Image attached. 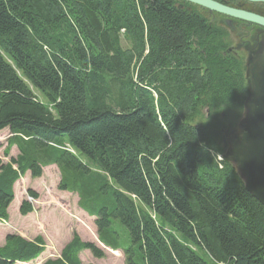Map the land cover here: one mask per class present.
I'll use <instances>...</instances> for the list:
<instances>
[{
    "label": "trees",
    "instance_id": "1",
    "mask_svg": "<svg viewBox=\"0 0 264 264\" xmlns=\"http://www.w3.org/2000/svg\"><path fill=\"white\" fill-rule=\"evenodd\" d=\"M210 21L167 0H0V131L18 150L0 161V221L20 178L56 166L57 190L124 264H264V208L218 160L220 113L248 95L243 61ZM83 251L105 257L73 232L43 264ZM43 252L41 237L8 235L0 264Z\"/></svg>",
    "mask_w": 264,
    "mask_h": 264
},
{
    "label": "rangeland",
    "instance_id": "2",
    "mask_svg": "<svg viewBox=\"0 0 264 264\" xmlns=\"http://www.w3.org/2000/svg\"><path fill=\"white\" fill-rule=\"evenodd\" d=\"M201 13L204 14L205 19H211V22L215 20L216 23L219 24V26L222 25L221 23V20L223 19L222 16H219L216 14H209L205 11ZM237 42L238 41H236L235 43ZM122 47L124 49L129 48L127 43L123 40H122ZM4 58H6V61L10 63L8 65L12 68L11 70H13L16 73L18 70L15 68L13 63L7 57H4ZM17 77L18 78L20 77L23 80V78L21 77V74L18 73ZM27 85L30 91H32V93L34 94L35 98H37L40 102L48 106L49 109H52L51 105L47 103V101L43 98V96L37 89H35L28 82H27ZM244 103L245 102H243V107L241 110L239 109L232 110V109L225 107L222 109V112L220 113L223 115L222 121L225 126L224 132L226 134L224 135L223 141L226 143V145L229 144V140L233 136L238 135L240 132V123L245 117ZM12 136L13 134L9 131V128H5L0 131V160H2V162L4 163H7L10 158H15L18 155V150L16 149L15 146H11V147L8 146L9 139ZM7 148L9 149V155L7 158H5L3 156V153ZM224 153L225 151L223 152L222 156H219V158L223 157ZM219 158L218 160H220ZM86 163L89 166H92L89 162H86ZM43 170L44 171L42 173V177L39 180L32 179L30 174H28V177L26 176V177L20 178L18 182L15 183L16 184L15 194H14L15 199L10 204V207L8 209L9 225L7 226L6 224L0 223V245L3 244V231L4 232L7 231V233L9 234L12 233V234L21 235L22 237L28 240L35 238L38 234L44 236V238L47 239V233H46L47 231L45 232V234L42 232L43 226H40L37 224V226H39L41 230L40 233L35 232L33 229V226H34L33 221H35V223H38V222L43 223L42 217H43L44 211H41V209H39L37 210V213H33L27 217H24V216L22 217L19 214V206H20L21 200L23 201L24 199H27L28 197L27 189L23 187H31L32 185L37 184L38 186H35L34 189L38 193V200L47 199L50 202L55 203V205L58 208L60 209L64 208V210H66V213H68L67 214L68 218H70V220H68L69 221L68 230H70L71 232L72 230H75V232L79 234L82 240L93 242L95 245L99 247L97 243L98 239H97L96 229L94 227V219L88 217L85 213L74 214L69 209V207H67L68 209H65V207L58 204L59 197H61L59 192L67 194L68 197H73V201H71L70 203L71 206H74V205L76 206L78 198L77 196L72 195L67 192L56 191L57 182L60 179V175H59L57 167L50 166V167H46ZM36 202L37 201H34L31 203L32 207L33 206L37 207L38 204ZM48 207L49 206H46V208ZM44 215L46 216V214ZM72 224H73V227H71ZM50 231L48 232V235ZM56 236L58 237L57 234ZM60 239H62V236L60 237ZM101 247H102L101 249L103 250L105 254V257L103 259H96L91 255L89 251H84L79 254V258L82 264H124V258L120 251H114L104 246H101ZM50 251H48V248H47L37 260L30 262L28 264H42L43 261L46 259V257H53V256L55 257L59 254V251L55 247H52V251L51 252Z\"/></svg>",
    "mask_w": 264,
    "mask_h": 264
},
{
    "label": "water",
    "instance_id": "3",
    "mask_svg": "<svg viewBox=\"0 0 264 264\" xmlns=\"http://www.w3.org/2000/svg\"><path fill=\"white\" fill-rule=\"evenodd\" d=\"M208 10L264 28V18L241 10L231 9L212 0H184ZM264 3V0H256ZM255 59V60H254ZM248 66L249 81L245 99V117L240 132L223 143V159L234 165L245 190L264 208V53ZM226 148V150H225Z\"/></svg>",
    "mask_w": 264,
    "mask_h": 264
},
{
    "label": "flooded vegetation",
    "instance_id": "4",
    "mask_svg": "<svg viewBox=\"0 0 264 264\" xmlns=\"http://www.w3.org/2000/svg\"><path fill=\"white\" fill-rule=\"evenodd\" d=\"M167 1L174 4V6L179 9H185L187 11H190V13L198 14L204 18L205 16L201 12L205 11L209 13L208 10L183 0H167ZM212 1L217 2L231 9L241 10L247 13L264 17V3L258 2L256 0H212ZM209 14H215V13H209ZM219 16L223 17V19L221 20L222 27L219 26V24H217L215 20H213V22L210 21L209 24L213 23L220 28L221 32L223 33L224 40L228 44L227 52L234 55L237 59L243 61L242 66H243L244 78H245L244 85L247 90L249 89V81L246 78L248 66L252 64V60L255 57L264 53V28L256 26L252 23L243 22L224 15H219ZM236 41L238 42L235 43ZM222 143L225 142L223 141Z\"/></svg>",
    "mask_w": 264,
    "mask_h": 264
},
{
    "label": "crops",
    "instance_id": "5",
    "mask_svg": "<svg viewBox=\"0 0 264 264\" xmlns=\"http://www.w3.org/2000/svg\"><path fill=\"white\" fill-rule=\"evenodd\" d=\"M51 167H53V166H51ZM28 174L29 173L26 174L27 177H28ZM39 179H35V180H39ZM35 186H38V185L34 184L31 187H23V188L31 189V190L36 192V190L34 189ZM15 188H16V184L14 185V190H15ZM59 194L61 196V197H59V200H58L59 205L65 207V209H68L67 207H69V209L74 214H83L82 211H79L77 204H76V206L75 205L71 206L70 203H71V201H73V197H68L67 194L61 193V192H59ZM37 204H38L37 207L33 206V208L35 210L34 213H37V210L41 209V211H44V214H46V216L43 214V217H42L43 223L42 222L35 223V221H33L34 222V226H33L34 231L37 233H40L41 230H40L39 226H37V224L40 226H43L42 232L45 234V232L47 231L46 232L47 233V239L44 238V236L39 235V234L37 236H41L44 239L46 247H48V245H51L52 247H55L58 251H61L62 248L70 241L71 236H72V232L75 231V230H72V232H71L70 230H68V225H69L68 220H70V218H68V216H67L68 213H66V210H64V208L63 209L58 208L55 205V203H52L47 199L37 200ZM46 206H49V207L46 208ZM30 215L31 214H29L28 216H30ZM7 221H9V218ZM46 227H47V229H46ZM71 227H73V224L71 225ZM49 231H50V233L48 235ZM7 234H9V233H7V231L6 232L3 231V244H4L5 236ZM56 234L58 235V237L56 236ZM61 236H62V239H60ZM3 244H1L0 246H2Z\"/></svg>",
    "mask_w": 264,
    "mask_h": 264
},
{
    "label": "bare ground",
    "instance_id": "6",
    "mask_svg": "<svg viewBox=\"0 0 264 264\" xmlns=\"http://www.w3.org/2000/svg\"><path fill=\"white\" fill-rule=\"evenodd\" d=\"M216 14V13H215ZM257 26V25H256Z\"/></svg>",
    "mask_w": 264,
    "mask_h": 264
}]
</instances>
